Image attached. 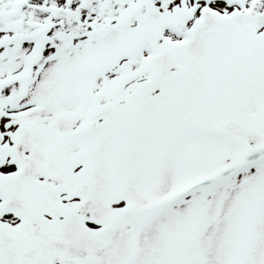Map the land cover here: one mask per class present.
Returning <instances> with one entry per match:
<instances>
[{
    "label": "snow or ice",
    "instance_id": "6c2138e0",
    "mask_svg": "<svg viewBox=\"0 0 264 264\" xmlns=\"http://www.w3.org/2000/svg\"><path fill=\"white\" fill-rule=\"evenodd\" d=\"M0 264H264V0H0Z\"/></svg>",
    "mask_w": 264,
    "mask_h": 264
}]
</instances>
